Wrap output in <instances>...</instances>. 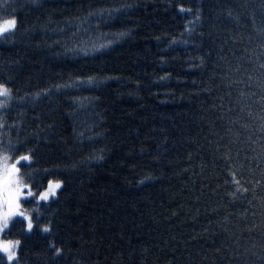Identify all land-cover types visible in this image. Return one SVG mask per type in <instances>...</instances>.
Returning <instances> with one entry per match:
<instances>
[{
	"label": "trees",
	"instance_id": "16d2710c",
	"mask_svg": "<svg viewBox=\"0 0 264 264\" xmlns=\"http://www.w3.org/2000/svg\"><path fill=\"white\" fill-rule=\"evenodd\" d=\"M12 17L0 143L35 146L33 190L63 181L22 201L51 232H5L20 264H264V0H0Z\"/></svg>",
	"mask_w": 264,
	"mask_h": 264
},
{
	"label": "snow or ice",
	"instance_id": "6c2138e0",
	"mask_svg": "<svg viewBox=\"0 0 264 264\" xmlns=\"http://www.w3.org/2000/svg\"><path fill=\"white\" fill-rule=\"evenodd\" d=\"M107 10H101V12ZM115 11H119L118 9ZM181 11H184L182 8ZM191 11V9H188ZM16 27V19L12 17L10 19L0 21V33L5 31H11ZM123 36L124 33H120ZM111 41H107L105 44L97 45L91 44L83 45L79 48L71 49L74 52L83 53L88 55L89 46L92 52L98 51L100 48L109 47ZM93 78L89 77L86 83H93ZM10 89L4 84H0V96H9ZM39 96V93H37ZM3 102H0L2 106ZM0 127L3 124L0 123ZM35 146L32 148H25L21 151L19 148L14 147L9 142L8 145L0 143V253H3L6 257L8 264H20L19 251L21 246L20 239H4L3 236L6 230L11 233L13 229L19 232L33 233L34 229L38 228L44 233L51 232L50 221L41 225L39 223V213L34 218L33 215L24 207L21 203L22 200L28 201L30 204L36 207H51L49 203L51 197H55L56 190L62 187L63 181H53L49 179L46 187H42L40 184L36 185L37 190H33V185L30 182L32 177V162L34 160ZM23 162V163H21ZM21 168H25V175L29 177V181H26L21 175ZM46 171V170H45ZM234 175V174H233ZM237 185L239 181H236ZM247 191V189H244ZM235 195V193H233ZM23 218L22 222H16L15 218ZM17 223L19 227L17 228ZM54 253L59 255L61 249L54 247Z\"/></svg>",
	"mask_w": 264,
	"mask_h": 264
},
{
	"label": "rangeland",
	"instance_id": "374dc122",
	"mask_svg": "<svg viewBox=\"0 0 264 264\" xmlns=\"http://www.w3.org/2000/svg\"><path fill=\"white\" fill-rule=\"evenodd\" d=\"M5 32H9V31H5ZM4 104H5V103H4ZM4 104H3V106H4ZM4 145H5V144H4ZM22 201H23V200H22ZM22 201H21V203H22ZM6 231H7V230H6ZM4 235H5V234H4ZM3 238L6 239L5 236H3ZM3 255H4V254H3ZM4 256H5V255H4Z\"/></svg>",
	"mask_w": 264,
	"mask_h": 264
}]
</instances>
